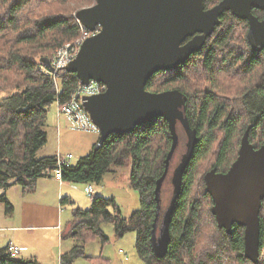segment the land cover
<instances>
[{
  "label": "trees",
  "instance_id": "16d2710c",
  "mask_svg": "<svg viewBox=\"0 0 264 264\" xmlns=\"http://www.w3.org/2000/svg\"><path fill=\"white\" fill-rule=\"evenodd\" d=\"M78 1L0 0V42L12 44L0 53V72H5L7 79L10 73L22 78L7 94L0 95V189L18 185L24 195H31L46 171L58 170L56 156L38 158L37 153L48 142L50 107L66 105L80 81L76 75L61 71L55 83L41 68L47 67L43 59L52 61L54 52L81 37L82 25L75 16L83 8L74 12L72 7L61 9L62 4L68 7ZM39 3L45 6L36 10ZM54 5L60 9L52 10ZM22 12L31 18H24ZM243 28L245 22L226 16L200 52L174 70L157 73L147 83L150 92L175 87L186 96L185 115L199 138L172 217L166 255L158 258L151 245L157 216L156 186L165 172L173 142L168 123L159 117L131 133L113 134L77 164L61 166L62 183L99 184L114 167L130 162V185L139 192L141 209L125 218L113 198L93 193L90 208L74 207L68 237L75 245L61 255L60 264H75L79 259L108 262L86 253V245L91 242L108 243L103 224L113 225L120 238L136 233L135 248L145 264H253L244 255L243 228L235 226L230 235L219 229L203 180L211 167L225 171L231 166L250 127L254 146L264 145V50L252 51ZM208 158L210 167L200 172ZM0 202L6 214L14 212L5 196ZM60 204L76 205L70 197L61 199ZM260 218L258 264H264V201ZM0 264L42 263L36 257H13L10 248L4 247L0 249Z\"/></svg>",
  "mask_w": 264,
  "mask_h": 264
},
{
  "label": "water",
  "instance_id": "95a60500",
  "mask_svg": "<svg viewBox=\"0 0 264 264\" xmlns=\"http://www.w3.org/2000/svg\"><path fill=\"white\" fill-rule=\"evenodd\" d=\"M207 0H97L76 14L90 32H100L85 40L76 60L64 71L74 74L82 85L91 81L106 86L102 94L85 97L83 106L100 130L95 151L113 134H128L155 118L169 125L172 147L165 172L156 186L157 216L151 245L163 258L171 241L170 227L184 178L199 142L185 116L186 96L179 90L161 93L146 89L149 80L161 71L174 70L200 52L227 11L250 21L249 41L255 52L264 49V22L251 15L258 0H224L206 10ZM258 7L264 8V0ZM239 8V10H238ZM189 38L190 41L186 42ZM42 62L54 72L50 59ZM188 136L187 152L173 176V197L162 214V188L179 145L177 125ZM246 131L239 157L226 174L212 170L205 176L212 197V214L220 230L232 234L244 229V255L253 264L260 262L261 208L264 201V146L256 149Z\"/></svg>",
  "mask_w": 264,
  "mask_h": 264
},
{
  "label": "rangeland",
  "instance_id": "374dc122",
  "mask_svg": "<svg viewBox=\"0 0 264 264\" xmlns=\"http://www.w3.org/2000/svg\"><path fill=\"white\" fill-rule=\"evenodd\" d=\"M96 1L97 0H79L78 2H72L68 7L67 5L62 4L63 7H61V9L62 8L64 9V7L65 9L74 8L73 9L74 12L77 9H82V8L84 9L93 6L96 3ZM56 4L58 5V3ZM44 6L45 5L39 3L35 7L36 10H39ZM52 8H53L52 10L54 9L56 10V9H60V6L56 7L54 5L52 6ZM44 10H48V9H44ZM28 11L29 10H27L26 12ZM26 12H25L26 19L31 18L28 16V13ZM22 14H23L22 16L24 17V12H22ZM44 15L48 16L47 13ZM242 31L243 34L247 35L248 32L247 29L243 28ZM72 43L73 42L67 43L64 46ZM11 45L12 44L5 45L4 42H0V53H2L5 49H7ZM63 47L59 48L58 50L62 49ZM56 52H54V54ZM20 78H21L20 76L10 73V76L7 79V74L5 72H0V95H5L10 90H12V88L15 87L16 83L20 80ZM193 78L194 77H191V79ZM59 86H61L60 83H58V87ZM189 86L191 87V89H194V86H192L191 83H189ZM172 90H178V89L173 87L171 88V90L168 91H172ZM70 126H71V121L69 119H67L65 116L58 117V105L57 104L52 105L49 109L47 122H46L48 142L43 148H41L38 151L37 157L43 158L46 156H57L60 153L63 156V158H68L69 156H72V159L69 161V163L71 165H75L82 157L92 152L100 140V134L86 132V131H77L70 128ZM177 131L179 134L180 146L171 162L172 163L171 171H174V169L180 163L182 156L186 153L187 137L185 135V132L181 126L178 127ZM209 160L210 158H208L202 163L200 172H204L207 166L210 167L211 163ZM130 172H131V164L129 162L125 166L114 167L113 171L107 174L103 178L102 182L99 184L65 183L66 185L71 186L69 188H72L70 189L72 192H68V190L65 187V189L63 190L64 193L63 197L64 198L71 197L75 201L76 205L75 206L70 204H66L64 206H62L61 204L57 205L59 208L60 206L62 207L60 214L58 216V224L60 223L59 221H61V223L64 225V228L67 229L68 224L72 223L73 220L74 207L79 206L82 209L90 208L93 200L91 197H89V195L86 194V189L89 186L93 187V193L96 196H101L108 199L113 198L116 201V203L121 207L125 218H128L130 215H132L133 212L140 210L141 209L140 195L139 192L135 191L130 185ZM51 173H52L51 175L52 177L53 176L56 177V172H51ZM57 179L62 183V181L59 178ZM165 186L167 188V193H168V198H167V202H168L172 195V190H169L170 186L168 183H166ZM58 202L60 203V200ZM0 207L3 208L4 206L0 204ZM19 213H21V209H18L17 214ZM17 218L18 215L17 216L14 215V217H11V219L5 225V227L7 228L6 229L7 234L11 233L10 231H8L9 225L15 224L14 226H16L18 224ZM48 223H50V221ZM102 230L104 231L105 235L109 238L108 243L106 245H103L100 240H96L95 242L89 243L88 245H86V249H87L86 253L88 255H93V254L97 255L98 253H100L103 247V251H104L103 257L105 259H110V261L106 264H145L138 255L137 250L135 248L136 239H137L136 233L134 232L127 233L124 237L120 238L117 236L116 231L113 225L111 224H103ZM42 235L48 239V240L46 239L48 245V251L54 252V250L56 249V242H54V240H56L55 234L51 231L45 234L42 233L41 236ZM66 244L69 245V242L64 244L65 252L67 251ZM86 262L87 261L85 259H79L76 261L75 264H84Z\"/></svg>",
  "mask_w": 264,
  "mask_h": 264
},
{
  "label": "crops",
  "instance_id": "0c3cea01",
  "mask_svg": "<svg viewBox=\"0 0 264 264\" xmlns=\"http://www.w3.org/2000/svg\"><path fill=\"white\" fill-rule=\"evenodd\" d=\"M65 187L68 192H72L70 190L72 188H69L71 186L61 183L56 177L45 176L39 180L37 191L31 195H24L22 188L18 185H13L7 190L0 189V197L5 196L14 207L12 214H6L5 207H0V249L13 244L20 252L19 257H36L42 264H60L61 255L65 253L64 244L69 242V245L66 244V252L70 251L75 245V241L68 237L72 223L68 224L67 229L64 228L61 221L58 224V216L62 207L59 208L57 205L60 204L58 201L61 202V199L64 198L63 190ZM0 204L2 203L0 202ZM18 209H21L19 214H17ZM14 215H18V224L16 226H14L15 224L9 225L8 231L11 233L7 234L5 225ZM49 221L50 223H48ZM51 231L56 238L54 240L56 242L54 252L48 251V239L43 235L41 236L42 233L45 234ZM103 254L102 247L97 255L87 254V256L99 258L103 257ZM106 260L110 261V259ZM86 261L84 264H102V262Z\"/></svg>",
  "mask_w": 264,
  "mask_h": 264
},
{
  "label": "built area",
  "instance_id": "2783aa9c",
  "mask_svg": "<svg viewBox=\"0 0 264 264\" xmlns=\"http://www.w3.org/2000/svg\"><path fill=\"white\" fill-rule=\"evenodd\" d=\"M82 30V35L79 39L74 41L72 44L64 46L62 49L58 50L54 54V58L52 60L54 72L47 67L41 68L44 74L52 76L54 78L55 83L57 74L61 71H64L69 65H71L76 60L85 40L91 36L96 35L100 31L97 30L93 33L88 31L83 26ZM106 89L107 88L105 85L94 81H91L88 86L82 85L80 83V86L73 94L72 99L66 105L58 107V117L65 116L67 119H69L71 121L70 128L74 130L100 134L99 128L95 125L90 115L85 110L83 106V100L85 97H91L102 94L106 91ZM56 157L58 166V170L55 171L56 177L62 180L61 166L63 164H68L69 161L72 159V156H69L68 158H63V156L59 153ZM44 175L51 176L52 173L48 170L44 173ZM86 194L91 197V195L93 194L92 186H89L86 189ZM9 248L13 257L19 256L20 252L16 246L10 245Z\"/></svg>",
  "mask_w": 264,
  "mask_h": 264
},
{
  "label": "flooded vegetation",
  "instance_id": "af4514ba",
  "mask_svg": "<svg viewBox=\"0 0 264 264\" xmlns=\"http://www.w3.org/2000/svg\"><path fill=\"white\" fill-rule=\"evenodd\" d=\"M224 0H207L206 1V10H209V9H212L213 7H216V6H218V5H220L222 2H223ZM256 3H258L257 4V6H251L250 8H251V15L253 16V17H255L259 22H264V8H262V7H258L259 5H262L261 3H259V0L256 2ZM238 10H239V8H238ZM226 16H229V17H231V18H233V19H236V20H240L241 22H245L246 23V29H247V42H248V44H249V46H250V48L252 49V51L253 52H255L254 50H253V48H252V45H251V43H250V41H249V38H248V34H249V30H250V27H251V25H250V21L248 20V19H241V18H239V17H237L236 15H234V13H233V11H227V12H225L221 17H220V20H221V24L218 26V27H216V29L217 28H219V27H221L222 26V24L224 23V20H225V18H226ZM216 31V30H215ZM192 38H189L186 42H188V41H190ZM208 40V39H207ZM264 50V49H263ZM262 50V51H263ZM261 51V52H262ZM257 53H259V52H257ZM186 106V105H185ZM184 110H185V108H184ZM184 113H185V111H184ZM186 116V115H185ZM187 117V116H186ZM188 118V117H187ZM179 126H181L182 128H183V126H182V124L180 123V122H178V125H177V129H178V127ZM192 127V126H191ZM193 128V127H192ZM194 129V128H193ZM183 130H184V132H185V135H186V137H187V142H188V136H187V134H186V131H185V129L183 128ZM178 132V131H177ZM246 133V132H245ZM245 133H244V135H245ZM244 135L242 136V138H241V142H240V146H239V149H238V152H237V158H236V160L238 159V157H239V151H240V148H241V143H242V139H243V137H244ZM249 140H250V137H249ZM250 143L251 144H253L252 142H251V140H250ZM254 145V144H253ZM179 146H180V140H179V145H178V148H179ZM264 146V145H263ZM255 148H256V146H254ZM262 147V146H261ZM261 147H258V148H256V149H259V148H261ZM178 148L176 149V151H175V153H174V156H175V154H176V152H177V150H178ZM186 152H187V144H186ZM186 154V153H185ZM184 154V155H185ZM183 155V156H184ZM174 156H173V158H174ZM183 156H182V158H183ZM173 158H172V160H173ZM182 158H181V161H182ZM172 160H171V162H172ZM236 160L231 164V166L227 169V170H225V171H219L218 169H216V168H213V167H211L210 169H208L206 172H205V174H204V177H203V180H204V184H205V189H206V182H205V176L209 173V172H211L212 170H215L216 171V173L217 174H226V173H228L229 172V170L231 169V167H232V165L236 162ZM181 161H180V163H181ZM179 163V164H180ZM179 164L177 165V167L179 166ZM171 165H172V163H170V167H169V173H168V175H167V178H166V180H165V182H164V184H163V188H162V207H163V212L168 208V206L170 205V203H171V200H172V197H173V190H174V186H173V176H174V173H175V170H176V168L174 169V171H171ZM186 175V174H185ZM185 179V178H184ZM166 183H168L169 184V186H170V189L169 190H172V195H171V197H170V200L167 202V198H168V193H167V188H166V186H165V184ZM183 185H184V183H183ZM172 188V189H171ZM206 192H207V190H206ZM210 196V195H209ZM211 197V196H210ZM211 199H212V197H211ZM212 202H213V199H212ZM214 206V203L212 204V207ZM216 219V218H215ZM217 222V221H216ZM244 230V229H243Z\"/></svg>",
  "mask_w": 264,
  "mask_h": 264
},
{
  "label": "bare ground",
  "instance_id": "6f19581e",
  "mask_svg": "<svg viewBox=\"0 0 264 264\" xmlns=\"http://www.w3.org/2000/svg\"><path fill=\"white\" fill-rule=\"evenodd\" d=\"M191 125V124H190ZM193 129V128H192ZM196 130V129H195ZM197 131V130H196ZM171 132V131H170ZM193 157V156H192Z\"/></svg>",
  "mask_w": 264,
  "mask_h": 264
}]
</instances>
